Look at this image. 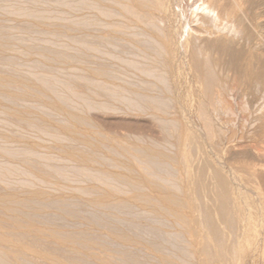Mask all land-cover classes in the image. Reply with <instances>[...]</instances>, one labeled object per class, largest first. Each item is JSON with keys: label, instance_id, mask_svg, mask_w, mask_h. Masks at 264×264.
I'll return each instance as SVG.
<instances>
[{"label": "rangeland", "instance_id": "374dc122", "mask_svg": "<svg viewBox=\"0 0 264 264\" xmlns=\"http://www.w3.org/2000/svg\"><path fill=\"white\" fill-rule=\"evenodd\" d=\"M80 1L79 0H0V26H1L0 30L2 32H4V34L2 33V35L6 34L8 36L7 37L5 35V36H3V38L9 44L10 48H12V49L9 48L8 53L5 54L6 57L2 58V61H0V76H7V74L11 75V73H12L13 75H17V76L19 75V77H22L25 79L31 77L32 79L29 78L28 80H30L32 83L35 82L36 84H38L37 80H38V82H40L39 81L40 78L45 79L46 77L48 78L50 76L49 78H52V79L49 80V78L48 79L46 78V80H48L51 85L53 84L52 82H54V85H52V87L54 88V86H55L54 89L56 92H54L53 90H51L52 92L51 91L47 92V95H49V97L47 96V98H45L46 101H45V99H42L43 102L44 101L48 102V103H50L51 101L54 102L53 99L55 100V102H58V103L59 102L61 103V101L63 102L64 100L66 102V103L63 102L64 104L61 103L63 110L57 111V110H54L53 108H51L49 106V104L46 103V105H47L46 106L45 103H42V101L40 99L38 100V98L31 97V96L25 97L24 101H22V102H21V100L17 101L16 103H18V105H16L15 102H12L7 98H5L3 101H2V99L0 100V105L2 104L0 106V147L2 148V149L0 148V153H1L0 154V167L3 164L4 167L9 168L12 163L14 164V166L12 164L10 167L11 169H14L15 166L22 167V168L16 167L15 168L16 170L14 169V171H12V172L16 173V174L14 173V175L12 173H10L14 176V178L9 177V176H11L9 174L8 177L7 176L5 177L6 180L3 179L4 182H3V180L2 181L0 180L1 181L0 182V188H1L0 190L2 191V192L0 191V195H4L6 193L7 194L11 193V194H15L21 198H24V197L28 196L27 194H25V192L27 193L29 191H42L43 190V192L45 191L44 193H46V196L51 198V199L52 198L53 199H55V198L64 199L65 198L66 199L69 197L71 199L72 197L74 198V196H75V199H74L75 207L72 206L73 207L72 208L71 206H67L68 207L67 209H70V207H71L70 210L75 209L76 212L75 211L73 212V210H72V212L74 215L76 214V216L72 217V215H71L72 219H70L71 217H69V214L67 215L66 213L64 214L63 212L58 211L57 209H59V208L56 207L57 208L56 209L55 206L50 207L51 209L45 208V211L47 213L51 212L53 215L51 213L49 214V216H48L49 220H45L46 225L45 224L42 225L40 223L38 226H40L41 228L43 226V228L46 230H47V228L48 229L51 228V230L54 228H57L56 230H59V231L64 230L62 232L69 231V234H72L71 232L74 233V231H76V230L79 231V229L82 231H84V229H85V230L93 232L94 235L96 236V241L102 242V244L105 247L103 245H102V247H100L101 245L99 246L95 243L96 244L94 246L95 249H93V248L90 249L89 253H88L89 255H91L90 254L91 251L93 252L92 253L93 255H91V257H94L95 255L98 254V252L100 250H103V249L106 250V254H108V255L110 254L109 257L111 255L117 256V253L121 250L122 246L119 247L118 243H117V245H115L116 242H110L109 243L110 240L108 238L109 235L112 233V231L115 230V232H117V231L121 232V233L124 232L125 235H127V236L129 234L130 235L129 237H131V235H132L133 238L132 237L131 238L132 239L136 238L139 242L138 245L137 244L136 245L135 244L128 245L129 248L126 246V248L123 249V247H122V251H124L123 254H125V252H127L126 251L127 249H130L131 252L128 250L127 253H129L131 256L134 255V257H132V258L136 259L134 261V259L130 258V261H129L130 264H132V263L136 264V262L138 264H140L142 261L144 264H147L149 262H150L149 264H154V263L159 261L158 260L159 258H157V257H159L161 255L164 256L165 261L164 262L159 261L160 264L161 263L162 264H199V263H201L200 262L201 257H203L201 254H198L199 252H198L197 247L199 245L197 246L195 244L194 239L191 238L190 235H188L186 233L184 228H182L174 218L169 217V216H166V217L164 216L162 218L159 217V220H158V218H156L158 216H155V215L153 216V214H151V213L149 214V210L146 212V210L143 207L144 206L143 204L137 205L136 206L137 208L133 207V206L131 208H128L130 203L132 202V199H133L135 192L131 189V187L129 186L128 183H127L128 184L127 185L126 182L119 177V175H120V173H122L121 175H124V174L126 175L128 173L127 169L125 170L124 168L127 165H129V160L131 159V155L129 156L127 153L126 154L124 153V154L120 155L121 157H118L119 154L117 152L115 154H113L112 153L113 151H110V150H112L110 147H116L117 144L122 145V146L139 144L142 146L153 147L155 149L159 148L160 149V150L158 149L159 151H163V153L165 155H167V157H165V160H164V162L165 163L167 162V163L165 164L162 161L163 163L160 164L161 166L156 167V169L152 167V170L155 169L156 173L158 172V175L160 174V176L158 178L157 177L153 178V179H155L154 181L157 180V182H159V183H157V182H155V183L162 184V185H169V186L171 184L173 186L175 184H177V187H179L180 189L177 188L175 192L179 193L180 195H184V196L188 195L189 197L191 196V200H193L192 202L194 204L198 205V206L195 205L196 209H199V210L197 211V213L195 210L194 215L196 214V217L199 216L198 217L199 219L203 218L202 217L203 213L205 212V210L207 208L215 209V206H216V198H217L216 194L218 192V189H219L218 187L220 185V182H219L218 178L216 179L217 175H215L216 174L215 170H217L218 173H221V175L224 174L223 177H225V179L227 178L226 180L229 184V189H231L230 191L233 192L231 195V200L234 203L237 202L236 204H237L238 208L240 209V211L243 212L244 217L242 215V218L245 219L246 224L240 228V230L243 228L241 231L244 230V232H239V231L228 232L230 230L227 231L225 229V231L228 232V233H226V239L227 240H230L231 238H234V237L240 238L242 236L239 239L240 243H241L240 244L241 248L240 247L239 248L241 250L239 249V251H240L239 253L238 252H235V253L232 252V254L229 255V258L227 259V261L232 259L231 261H228V262L226 260L220 261L221 259H219V260H217L218 262L216 261L214 264H218L219 262L221 264H224L225 262H226V264H229V263L230 264H264V229H263L264 228L263 227L264 216H262V215H264V214H262V213H264V204L261 205L259 203V200H261V199L263 201L261 200L260 202L264 203V198H263L264 197V189H263L264 181L261 182L262 180H260L261 173L257 174V173H253L252 171L250 173H249V171H248V173H246L248 168L245 166L246 165L245 163H247V165H248L249 164L248 162H250V159L246 156L243 159L241 158L243 161L241 159H240V161H238L239 157H241V156L243 157L246 155L245 153L236 152L234 150L232 151L229 149L227 150V148H225V149L223 148V150H222V148L221 149H215V148H212V146H210V144H208L206 142L203 143L204 141L202 142V139H201V141H200V139H197V138L194 140L190 137L191 138L190 139L189 136L187 137V135L184 134L187 132V131L185 132L187 127H189V128H187V129H189L188 132H192L190 127L191 128L193 127L195 129L194 125H196V123H197V116L193 110L194 109V105H193L194 100H192V99H194L193 96L195 97L194 91H195V87H196L195 86L196 82H194V77H193L194 73L192 72L193 70L190 67L192 65V61H191L193 59L192 56H194L193 50H194V41H195V39H194L195 34H191L193 31V30H191V28L193 27L192 23H193V25H197V22H195V19H193L191 16L192 15L191 14L192 9H193V7L191 6L192 2L190 0H176V1L172 0V2H173V5H172L171 0H167L166 6L168 7V5L170 4L168 7V11H167L169 14L167 16L162 15L163 12L161 13V11L158 12L157 10H155L156 13H154V18L156 20L159 19V21H158L159 23L161 22V24H159V25H161L160 28H162L161 33L164 34V32H165L168 39L171 40V42H172V47L174 50L171 53L170 52L168 53L165 50H160L159 47L163 46L164 48L161 47V49L162 48L165 49V47H167V46H164V44H163V43H165V40L162 41L164 38L160 39L158 34L156 35V33H157V31H155L156 29L153 30V28L150 25H146L145 22L139 20L137 17H134L133 15H130L129 13L127 14L125 10L124 11L122 10V9H124V4L129 2L128 0H116V1L115 0H106L107 2L104 0H86V1L80 0ZM60 4H62V5H60ZM91 4H92V7H94L93 8L94 10L92 9V7L89 8V6H91ZM171 5H172V7H171ZM255 8L256 7H253V8H251L252 9L251 10L249 7L245 6V9H244L245 11L243 9H241L243 14L247 17V19L250 22L246 20L244 15H242L241 10H240V13H241L240 15H242L243 19L245 18L244 21H245L247 27L254 33L256 31L257 34L253 33V37H255L254 39L259 37V39L258 38L257 39L260 40L261 37L259 34L262 32L263 29L262 28L257 29L256 26L254 27V25H256V23L264 20V16H263L264 12L262 11L261 8H259V9H261V10H259L258 7L255 11ZM169 9H170V11H169ZM186 9H187V11H186ZM249 9H250V11H248ZM253 9H254V11H253ZM175 10L177 12H175ZM259 11H261V13H260L261 16L259 14ZM12 12H14V13H12ZM107 12H108V14H107ZM180 12H181V14L179 15ZM29 13L33 14L34 16L30 15ZM155 14H157V15L159 14V15L156 16ZM28 15H29V17H28ZM162 16H164V17H162ZM253 16H255V17H253ZM258 18H259V21L257 20ZM67 19L68 20L70 19V20L67 21ZM85 20H86V23L84 22ZM142 22H143V24H142ZM88 24H90V25H88ZM69 25L71 26V29L73 28V32L70 31L71 29H70ZM62 26H63V28H62ZM85 26H87V27H85ZM22 28H24V29H22ZM53 30H56V32ZM58 30H60V31H58ZM63 30H64V33L62 32ZM122 30H123V32H122ZM153 31H154V33H153ZM58 32L59 33L62 32V33L59 34ZM252 32H251V34H252ZM50 33H52V34H50ZM56 33H58V34H56ZM246 33L247 32L245 31L241 35H244V37H245L247 35ZM241 35H240V37L242 40H240V44L237 45L238 47H240V45L243 44L244 37ZM53 36H54V38H52ZM156 36L158 37V39L156 38ZM262 39L264 40V38H261V40ZM48 40H50V41H48ZM251 40L253 41V39H250V41H247V43H248V44L246 43L247 47L250 44ZM8 41H10V42H8ZM199 43H200V41H197V44H199ZM262 44H264V42ZM43 46H44V48H43ZM54 46H56V47H54ZM62 47H64V48H62ZM39 48H41L42 50ZM29 50H31V51H29ZM32 50H33V52H32ZM252 50H255V47ZM54 51L59 52V55L61 57L63 56L62 58H64V59H61L62 61L60 59H57V57H56L57 53H55V55H53ZM44 52H45L46 58L43 57V56H45ZM100 52H102V54H100ZM60 53H62V55ZM47 55H48V57H47ZM52 55H53V57H51ZM65 55H67L66 58L64 57ZM85 55H86V57H85ZM8 56H9V58H8ZM11 57H12V59H11ZM69 57H70V59H69ZM6 58L8 59L7 61H6ZM54 58L57 60V63L51 62V61L56 62V60ZM9 59H11V60H9ZM48 59H50V62ZM58 61H59V63H58ZM130 61H131V63H130ZM223 64L224 63H221L220 66L218 65V67H217L221 71L223 68H225V69L228 68L226 66L227 63H225L226 65L225 64L223 65ZM47 65H49L50 68ZM51 65H52V68H51ZM102 66L106 68L105 70H107V72H106L107 74L110 72L108 75L105 74V75H107V77L105 75L98 76V75L94 74V69L101 68ZM39 67H41V68H39ZM74 70H76V71H74ZM5 71H6V73H4ZM152 71H153V73H152ZM16 72H19V73H16ZM20 72H21V74H20ZM24 74L26 76H24ZM88 74H93L92 79H95V81L100 82V84H102L101 86H103V89H102V87L96 88V85H89L88 86L89 88H87V86L84 85L86 82L83 79L86 78V76L91 77V75H88ZM110 74L111 75L113 74V75L111 76ZM115 75H116V77H115ZM34 76H35V78H33ZM75 76L76 77L78 76V77L75 78ZM80 76H82V77L85 76V77L82 79V77H80ZM105 78H107V79L105 80ZM35 79H37V80H35ZM54 79H56V80H54ZM71 79H72V81H71ZM59 82H61V83H59ZM108 82L110 84L109 86L112 89H110L111 91L109 90L107 92L108 88H110L107 85ZM66 83H68V85L71 83L72 88H75V90L69 89V91H68L67 88L71 87V84H70V86L66 87V85H67ZM104 85H105V87H104ZM116 86H117V88H116ZM138 86L142 87V88L140 87V90L145 88L144 90H146V91H143V90L140 91V90L136 89V88H139ZM100 88L103 91H101ZM104 88L105 89L107 88V90L105 91ZM113 88L114 89L116 88L115 91L120 90L121 93L119 92V94H118V92L113 91ZM128 89L130 92L128 91ZM135 89L137 90L136 92H138V93L142 92L141 93L143 95L142 98L146 96L143 99L140 98L141 100L139 99L141 101V102L139 101V103H141V104L138 103L139 97L136 94L134 95V93H132V91L135 92ZM70 90L73 93L70 92ZM89 90H90V92H89ZM61 92H62V94H61ZM91 92H92V94H90ZM52 93H54V94H52ZM74 93H76V94H74ZM80 93L81 94L83 93V97H82V95L78 96ZM93 93H94V95H93ZM116 93L118 95H120V94L123 95V96H120L123 98L120 99V97ZM55 94H56L57 98H55ZM115 94L117 95V97H115ZM113 95H114V97H113ZM149 96L151 98L153 96L156 98L158 97L159 100H161V99L164 100L166 102V105H167L166 109L163 112L162 111L159 112L156 109L149 108L148 104L150 103V101H152L154 99V98L153 99H150V98L147 99V97H149ZM61 97H64L66 99H63ZM59 98H61V99H59ZM133 98L134 99L136 98L135 101H133L134 100ZM6 99L8 101H6ZM85 99L90 100V103H92L91 107H90V104L88 101H86V102L84 101ZM114 99H115V101H114ZM145 99H147V100H145ZM128 100L131 101L130 103H132V101H133V103H132L133 107L130 106V103L128 102ZM10 102H12V103L10 104ZM87 102H88L89 107L85 105V104H87ZM134 102H135V104H134ZM142 102L146 103L147 106H146V104L144 106V104ZM100 103H102V105ZM80 105H81V107H80ZM135 106H137L138 108ZM6 107H9L10 110L12 108V110H16L18 112L27 111L28 112L26 114L27 115L26 117H28L27 121H25V122H23V121L20 122L18 120L15 121L14 119H16V118H14L11 114H8L9 112L4 113V111L1 110V108L5 109ZM23 107H25V108H23ZM26 107H29V108H26ZM102 107H104V108H102ZM145 107L148 109H146ZM40 109H42V110H40ZM6 110L8 111L9 109H5V111ZM72 112L74 114H81L84 117L86 116L85 118H87L88 122L92 124V125L90 124L92 127H90L89 124L88 125H83V124L79 125V123H77L76 120H74V122H73L72 121L73 118H70V115H69ZM76 112H79V113H76ZM64 114H66L67 116L65 117ZM157 115H158V117L160 116V117L167 118L168 120H170L172 122L173 121H175V122L179 121L180 123L177 122L179 124H177V123L174 124V127L171 128L170 132L166 131L162 128L161 121L159 120L161 118L159 117V119H157L158 118V117H156ZM32 116L35 120L33 118H30ZM5 117H7V118H5ZM9 117H11V118H9ZM29 118H30V120H29ZM66 118H68L69 121ZM37 119H39L40 121ZM89 119H91L90 121H92V122H90ZM12 120H14V121H12ZM66 120L68 123L66 122ZM37 121H39V123L41 121H43L45 123L44 126H43V122H41L42 125H40L39 123H37ZM62 121H64V122L62 123ZM69 122H72V123L70 124ZM175 122H173V123H175ZM20 123H21V125H20ZM73 123L75 125V128H74V125H72ZM46 124L49 127L48 126L45 127ZM189 124H191V125H189ZM50 125H51L52 129H50ZM68 125L71 127L72 131L75 134L74 133L72 134L69 130H67L65 128ZM177 125H180L181 127L179 126L177 128L176 127ZM72 126H73V128H72ZM93 126H95V127H93ZM42 127H43V129H42ZM80 128L84 129V130H81ZM56 129L58 131H56ZM85 129H87V130H85ZM76 131H78V132H76ZM91 131H93V132H91ZM97 131L101 132V135H100V133H96ZM163 131H165V132H163ZM78 133H79V135H78ZM84 133L87 134L86 136L88 137L89 140L96 137L97 140H100V138H101L100 142H102V140H103V143H104V145H103V143H99L98 141L97 142L92 141L96 145H98L100 157L102 156L104 158L102 160H100L101 158L97 160L98 162L101 163L102 166L100 164H98L97 161L95 162L97 164H95L94 162L92 164H89L88 165V170L90 169L89 171L85 170V169L81 170L82 169V168H80L81 165L79 166V164L77 162L73 161L69 157V155L67 154V151L68 152L71 151L72 150L71 148H73V146H74L73 150L74 149L78 150L77 148H79V147L80 148L82 147L81 148L82 150H84L83 149L84 147L86 148V144H84L81 141V138H82L81 134H84ZM89 133H90V136H93V138L89 137ZM50 135H52V136H50ZM105 135L107 137H104ZM185 135H186V137H185ZM71 136L74 139H72ZM183 137H185L186 139ZM2 138H4V139H2ZM109 138H112V139H109ZM113 138H114V140H113ZM139 138H142V139H139ZM56 139H57V141H56ZM74 140H75V142H74ZM108 140L110 141V143ZM143 140H144V142H146V144L144 142H142ZM191 140H193L194 142ZM79 141H80V143H79ZM116 141H117V143H116ZM123 142H125V143H123ZM153 142L156 145L153 144V146H152ZM127 143H129V144L127 145ZM198 143H199V145H198ZM100 144H102L103 147ZM109 144H111V145L109 146ZM150 144H151V146H150ZM163 144H165V145H163ZM194 144L195 145L197 144V145L195 146ZM75 145L77 148L75 147ZM83 145H85V146H83ZM154 145H155V147H154ZM39 146H41V147H39ZM108 146H109V150H108ZM31 147L32 148L35 147V148L32 150ZM58 147H60V148H58ZM64 147H67V150L64 149ZM68 147H70V149H68ZM25 148H28L29 152L30 151L31 152L28 154L27 153L28 150L26 149L27 150L26 151ZM22 149L25 151H23ZM63 149L65 151H63ZM81 149H79V150H81ZM100 149H102V150L100 151ZM105 149H107V150H105ZM6 150H10V151L8 152ZM34 150L37 154H35V152H34V154L32 155V153H33L32 151H34ZM4 151L8 152L10 155L6 152H5L6 154L3 153ZM227 151H230V152L227 153ZM105 152H106V154H105ZM232 152H234V153L236 152L234 154L235 157H234ZM231 153H232V156H231ZM7 154H8V156H6ZM117 154H118V156H117ZM243 154H245V155H243ZM31 155L33 157H31ZM122 155H124L123 156L124 158L122 157ZM125 155H127L128 158H125ZM20 156H22V157H20ZM49 156H51V157H49ZM105 156L111 157L113 160L111 159L110 161H108L109 158H107ZM171 156H172V158H171ZM5 157H7V158L4 159ZM23 157H25L26 159L24 160ZM64 157L67 159H65ZM115 157L118 160H114V159H116ZM231 157L236 158V160L234 158L231 159ZM237 157H238V159H237ZM19 158L20 159L22 158V160H20ZM27 158L29 160H27ZM30 158L34 159V160L32 159V161H33V164H35V166L40 164V166H38V167L36 166L37 168L35 167L36 169H39V167H41L40 171L34 170L35 168H34V165L32 164V161H30L31 160ZM68 158H70L73 162H71V160L69 161ZM166 159L170 160V164H169V161H167ZM7 160L11 163H9ZM121 160L124 162H122ZM26 161H30L31 163H27V164H29L31 166L26 165L25 164ZM102 161H104V162H102ZM235 161H237L238 163ZM125 162H128V164ZM171 162H172V164H171ZM121 163H123V164H121ZM124 163H125V165H124ZM5 164H7V165H5ZM93 164H95V165H93ZM43 165H44V167H43ZM94 166H95V168H93ZM115 166L118 168H116ZM137 166L139 168V165H137ZM244 166L246 167V169ZM42 167L44 170L42 169ZM54 167H55V169H54ZM74 167H76V169H75V170H77L76 172L73 169ZM77 167H79V168L77 169ZM104 167H105V169H104ZM122 167H123V169H122ZM25 168L29 169V170L26 171ZM84 168H87V167H84ZM98 168H100V171L103 173H100ZM157 168H159L158 169L159 171H157ZM240 168H242V170ZM243 168H244V170H243ZM21 169L24 170L27 173V175L25 173H23L24 171L22 173L19 172V171H21ZM59 169H61L62 172H61V170L59 171ZM102 169H104V170H102ZM160 169H162L161 172H160ZM166 169H168V170H166ZM202 169L204 170V174H203V176H200V174L202 175V171H201ZM232 169H234V170H232ZM17 170H18V172H17ZM42 170L44 172L48 171L47 174L44 172H41ZM79 170H81V171H79ZM175 170L178 172H176ZM235 170L238 172V174H237V172H234ZM28 171H30L31 173H35V175L33 174L34 176L32 175L34 177V179H36L39 174L41 176H43V178L40 175L38 177H41L44 184L41 182L40 178H38L36 180H38L41 183L36 182V180L32 179V177H30V174H29L30 172H28ZM56 171H57V174H56ZM72 171H74V172H72ZM83 171H85V172H83ZM87 171L89 173L86 175ZM90 171H92L93 174ZM96 171H99V173H97ZM111 171L115 172V174L111 175V173H112ZM155 171H154V173H155ZM200 171H201V173H200ZM239 171H241L242 173L241 172L239 173ZM17 173H19V174H17ZM48 173H50L51 175H49ZM59 173L60 174L62 173L61 176H59L60 175ZM105 173L108 176L104 175ZM116 173H118V175ZM251 173L254 175H251ZM97 174H98V177L100 178V180L98 179V177H96ZM99 174H101V175H99ZM256 174L258 177L256 176ZM67 175H68V178H66ZM92 175H95V176H92ZM116 175L119 178L118 181H117ZM213 175H214V177H213ZM248 175H249V177H247ZM71 176H73V177H71ZM75 176H80V177H75ZM238 176H241V177H238ZM245 176L247 177V179ZM250 176H251V178H250ZM253 176H255V177H253ZM28 177H29V179H28ZM64 177L66 179H64ZM69 177L71 179H69ZM103 177H105V178L108 177L109 179H110V177H112V178L115 177V178H113V180L117 181L118 183L114 182L112 180V178L110 180L108 178H107V180H105ZM7 178L13 180V181L10 180L9 183L17 181V182H15L16 186H15V184H13L14 186H11L9 183H7L9 181ZM19 178H20V180H19ZM22 178H24V179H22ZM197 178H199L198 179L199 181L197 180ZM249 179L252 181H250ZM254 179L256 180L257 183L254 182L255 181ZM22 180H23V182L25 181L24 183L28 187L25 184L22 185L23 184ZM120 180H122V181H120ZM27 181L31 185H28ZM48 181L52 182L53 184L48 183ZM80 181H82L83 183ZM170 181H171V183H170ZM241 181L242 182L245 181V182L242 183ZM55 182L59 183V185L58 184L56 185ZM105 182H108V183H105ZM33 183H35L36 185L33 186ZM111 183H112V185H111ZM200 183H201V185H200ZM38 184H39V186H38ZM106 184H110V186L109 185L107 186ZM124 184L126 186H129L128 189L125 187ZM190 185H192V186H190ZM203 185H204V192L202 193V195L200 197H198L197 193L194 191L198 190L200 188L199 186H203ZM248 185H249V187H248ZM8 186L9 187L11 186V188L7 189V188H9ZM20 186H21V188H20ZM25 186H26V188H25ZM36 186H38V187H36ZM63 186H65V188H67L66 189L67 191H65V188ZM111 186H113V187H111ZM233 186H234V188H233ZM14 187H16V189ZM34 187H36V188H34ZM79 187L84 188V189L86 187H89L88 189L86 188L85 190L89 191L90 194H91V192L93 194V189L96 187L97 188L99 187L100 189H102V188L107 189L106 191H109L112 194V196H114V198L111 197L110 200L113 201L112 203L115 202L114 200H117L115 205H117L118 207L115 208L116 206H109L110 208L112 207L111 209L114 208L113 210H111L109 207H108L109 210H107V208H104V209H106V210H104L102 207H100L101 208L100 209L98 207L93 206L92 204H91L92 207H90L89 201L91 200V198L93 199L95 197V194H93L94 196L91 194L93 196V197H91V195H87L88 193H86L85 190H82L83 192L86 193V195H85V193L83 194L81 192V188H79ZM116 187L118 189H120L121 190L120 192H122V193H120L119 191L117 192L118 189ZM2 188L4 190H2ZM17 188H19V189H17ZM27 188L28 189L30 188V189L28 190ZM74 188L75 189L79 188L80 192L82 194H80L79 190H76L79 192V194H78V192L76 193ZM129 188L132 191L131 193L130 192L127 193L128 191H130ZM24 189H26L28 191H26ZM57 189L60 190V192H62V191L63 192L60 193V192H58ZM185 189H187L188 191ZM257 189H260V191ZM126 190H128V191L126 192ZM149 190H150V188L147 190L148 193L150 192ZM189 191L192 193H190ZM234 191L236 192V195H234L235 194ZM20 192L22 193V196H20L21 194L19 195ZM115 192H117V193H115ZM49 193H51V194H49ZM119 194H121V195L123 194V195L120 196ZM115 195L118 197L116 198ZM89 196H90V198H89ZM76 197H78V198H76ZM260 197H262V198H260ZM73 198L71 200H69V199L66 200L68 202L67 205H70L69 203L73 202ZM123 199H124V201H127L128 202L127 204H129V205H127V204L121 205L123 207V208H121V206H119L117 203L119 201H122ZM125 199H127V200H125ZM194 199L197 201H194ZM84 201L86 203H88V206H89L88 208L83 203ZM238 201H239V203H238ZM81 203H83V204L80 206L81 208L79 209L78 208L79 206L77 207V204L80 205ZM254 204H255V207H254ZM71 205H73V204H71ZM125 205L127 208L125 207ZM205 205L208 207L205 208ZM241 205H243V207ZM261 206H263V207H261ZM92 211H93V213H91ZM248 211H249V214H247ZM257 211H259V212H257ZM53 212L55 214H57L58 212L59 213L57 215H55ZM89 212H90V214H89ZM109 212H113V213H110L111 217L109 216ZM145 213H147V214H145ZM59 214L65 216V217H62ZM54 215H55L54 218H56L57 222L53 218ZM94 215H95V217L97 216L96 218H98V216L101 217V218L99 217V219L97 220L99 222L98 225L96 223H94V221L92 220V219H94V220L96 219L94 217ZM256 216H257V218H256ZM249 217L251 219L254 217L256 218V219L254 218L255 221H257V230L254 232V234L256 233L255 235L251 233L249 227L247 228V225H249L248 221L251 220ZM51 218L54 219V221L50 220ZM57 218L58 219L60 218L59 221ZM102 218L104 219L105 222H109L111 224L106 223L107 224L106 225L105 222L102 220ZM154 218L156 220V223H158V224H155ZM114 219L115 220L118 219V220L115 221ZM61 220H66V222L61 221ZM68 220L70 222H68ZM153 220H154V222H153ZM48 221H49V223H47ZM52 221L55 223H53ZM71 221H73V223ZM78 221L80 222V225L82 224L81 227H80V225H78L79 224ZM101 221H103V224H105V225H103L101 223ZM75 222H78V224H76ZM258 222H260V223H258ZM87 223H88V225H87ZM133 223H135L136 225ZM144 223H146V224H144ZM53 224L54 225L56 224V225L52 226ZM61 224H63V225H61ZM160 224H162L163 226ZM72 225H74V226H72ZM89 225H90L92 230L90 229V227H87ZM99 225H100V227H99ZM110 225H113L114 227H117V228L119 226V228L118 229H114V227L110 228ZM60 226L61 227L63 226V227L61 228ZM76 226H77V228H76ZM108 226H109V228H108ZM140 226H141V228H140ZM108 229H110V230H108ZM111 229H113V230H111ZM135 230H137V231H135ZM139 230H140V233H139ZM245 230H246V232H245ZM247 231H248V233H247ZM145 232H146V234H145ZM228 234H229V237H227ZM245 234L250 235V237L247 236L248 238H250L249 242H246V241H248V238L245 236H244V238L246 240L244 241L243 235H245ZM97 236H99V238H97ZM253 236L255 237V239ZM257 236H259V237L257 238ZM106 237L108 239H106ZM163 237H164V239H163ZM141 238L142 239L145 238V240H142ZM101 239H104V240L102 241ZM251 240H253V241H251ZM100 242H99V244H100ZM153 242L156 245H158V243H160L162 245L161 247H159L160 252L158 251V253H157V251H154L153 248L150 247V244H153ZM172 242L174 244H171ZM107 243H108V245H107ZM248 243L249 244L251 243V244L248 245ZM50 245L52 247L54 246L53 249L56 248L55 245H52V244H50ZM172 245H173V247H172ZM47 246H49V245H47ZM130 246L132 248H130ZM163 246H166V247L163 248ZM243 246H244V248H243ZM97 248H99L100 250ZM161 248H162V250H161ZM107 249H109V250H107ZM54 250H56V249H54ZM132 251H134V252H132ZM57 252H58V250L56 251V253ZM115 252H117V253H115ZM121 252H119L118 255H123ZM135 252L137 253L138 256L135 254ZM127 253H126V255L129 256V254H127ZM67 254H69V253H67ZM138 259L140 261H137ZM151 260H153V261H151ZM37 261L35 262V264H38V263L39 264H45V262H43V261L40 262L41 260H37ZM88 261L93 262L91 259ZM159 262L156 264H159ZM211 262L213 264V261H211ZM222 262H224V263H222ZM95 263L93 262L91 264H95Z\"/></svg>", "mask_w": 264, "mask_h": 264}, {"label": "bare ground", "instance_id": "6f19581e", "mask_svg": "<svg viewBox=\"0 0 264 264\" xmlns=\"http://www.w3.org/2000/svg\"><path fill=\"white\" fill-rule=\"evenodd\" d=\"M80 1V0H79ZM84 1V0H83ZM86 1V0H85ZM106 1V0H104ZM116 1V0H115ZM129 2L124 4V9H122L123 11L125 10L126 13L130 14V15H133L134 17H137L139 20L145 22L146 25H150L153 30L157 31L156 35L158 34V36L161 38H164L162 41L165 40V43L164 46H167L165 47V49H161L160 50H165L166 52H172L174 49L172 47V42L171 40L168 39V37L166 36L165 32L164 34L161 33L162 32V28H160L161 25V22L159 23V19L156 20L154 18V13H156L155 10H157L158 12L161 11L162 15L164 16H167L169 13L167 12L168 11V7L166 6L167 5V0H128ZM176 1V0H175ZM192 3H191V6L193 7L192 9V18L195 19V22H197V25H193L192 23V28L191 30L192 33L191 34H195L194 36V56L193 59L191 60L192 61V65L190 66L191 69L193 70L192 72L194 73V82L195 83V97L193 96L194 99V102H193V105H194V112L197 116V123L196 125H194L195 129L192 127H190L191 131L192 132H188L189 127L186 128L184 134L187 135V137L189 136V138L191 137L192 139H202V142L203 143H208L210 144V146H212V148H215V149H221L223 150V148H227V150H234L236 152H243L245 154V156H241L239 157V160L244 157H248L250 159V162H248L249 164L247 165V163H245L246 167L248 168V170L246 171V173H249L252 171L253 173H261L260 175V180H262L261 182L264 181V44H262L264 42V40L261 38H264V20L261 21V22H258L256 23V25H254V27L256 26L257 29H263L262 32L259 34L260 35V40L259 37H257L256 39H254L255 37H253V33L246 25L244 19L246 18L247 21H249L247 19V17L243 14L242 10L241 9H245V6L246 7H249L250 9L253 8V7H256L255 8V11L258 7L262 9V11L264 12V0H190ZM81 2V1H80ZM79 2V3H80ZM97 2V1H96ZM107 2V1H106ZM111 2V1H110ZM181 2V1H180ZM78 3V4H79ZM82 3V2H81ZM121 3V2H120ZM171 3L173 5V2L171 0ZM175 4V3H174ZM177 4V3H176ZM59 5V4H58ZM62 5V4H60ZM171 5V7H172ZM15 7V6H14ZM69 7V6H68ZM92 7V4L91 6H89V8ZM121 7V6H120ZM187 7V6H186ZM94 7H92L93 9ZM176 8V7H175ZM34 9V8H33ZM98 9V8H97ZM248 9V8H247ZM250 9L248 11H250ZM259 9V10H261ZM15 10V9H14ZM94 10V9H93ZM121 10V11H122ZM191 10V9H190ZM240 10L242 12V15L245 16V18L243 19L242 15H240ZM252 10V9H251ZM21 11V10H20ZM112 11V10H111ZM170 11V9H169ZM187 11V9H186ZM245 11V10H244ZM254 11V9H253ZM24 12V11H23ZM175 12H177L175 10ZM258 12V11H257ZM11 13V12H10ZM14 13V12H12ZM17 13V12H16ZM28 13V12H27ZM111 13V12H110ZM239 13V14H238ZM246 13V12H245ZM254 13V12H253ZM261 13V11H259V14ZM30 15L34 16L33 14L29 13ZM108 14V12H107ZM116 14V13H115ZM166 14V15H165ZM173 14V13H172ZM177 14V13H176ZM181 14V12L179 13V15ZM50 15V14H49ZM111 15V14H110ZM156 16H158L157 14H155ZM258 15V14H257ZM263 15V14H262ZM107 16V15H106ZM162 16V17H164ZM256 16V15H255ZM253 16V17H255ZM259 16V15H258ZM261 16V14H260ZM259 16V17H260ZM264 16V15H263ZM262 16V17H263ZM29 17V15H28ZM160 17V16H159ZM25 18V17H24ZM31 18V17H30ZM38 18V17H37ZM41 18V17H40ZM39 18V19H40ZM71 18V17H70ZM96 18V17H95ZM99 18V17H98ZM75 19V18H74ZM80 19V18H79ZM92 19V18H91ZM90 19V20H91ZM94 19V18H93ZM163 19V18H162ZM38 20V19H37ZM58 20V19H57ZM70 20V19H69ZM67 19V21H69ZM73 20V19H72ZM259 21V18L257 19ZM54 21V20H53ZM82 21V20H81ZM38 22V21H37ZM72 22V21H71ZM86 23V20L84 21ZM142 22V24H143ZM250 22V21H249ZM91 23V22H90ZM98 23V22H97ZM55 24V23H54ZM70 24V23H69ZM78 24V23H77ZM254 24V23H253ZM26 25V24H25ZM79 25V24H78ZM90 25V24H88ZM106 25V24H105ZM65 26V25H64ZM67 26V25H66ZM70 26V25H69ZM68 26V27H69ZM83 26V25H82ZM99 26V25H98ZM107 26V25H106ZM145 26V25H144ZM19 27V26H18ZM23 27V26H22ZM76 27V26H75ZM87 27V26H85ZM112 27V26H111ZM127 27V26H126ZM1 28V26H0ZM60 28V27H59ZM63 28V26H62ZM79 28V27H78ZM151 28V29H152ZM253 28V27H252ZM24 29V28H22ZM28 29V28H27ZM70 29H71V26H70ZM133 29V28H132ZM57 30V29H56ZM56 30H53L56 32ZM61 30V29H60ZM58 30V31H60ZM68 30V29H67ZM66 30V31H67ZM135 30V29H134ZM190 30V31H191ZM37 31V30H36ZM69 31V30H68ZM67 31V32H68ZM73 32V28L70 30ZM77 31V30H76ZM144 31V30H143ZM247 32L246 36L244 37V35H241L243 32ZM254 31V30H253ZM261 31V30H260ZM259 31V32H260ZM39 32V31H38ZM47 32V31H46ZM52 32V31H51ZM64 33V30L62 31ZM60 32V33H62ZM123 32V30H122ZM141 32V31H140ZM194 32V33H193ZM252 32V34H251ZM2 33L4 34V32H2L0 30V61H2V58L6 57V53H8V50L10 48L9 44L6 42V40L3 38V36L5 35H2ZM42 33V32H41ZM54 33V32H53ZM59 33V32H58ZM56 33V34H58ZM59 33V34H60ZM121 33V32H120ZM154 33V31H153ZM256 33V31H255ZM254 33V34H255ZM35 34V33H34ZM37 34V33H36ZM52 34V33H50ZM132 34V33H131ZM134 34V33H133ZM190 34V33H189ZM257 34V33H256ZM39 35V34H38ZM42 35V34H41ZM48 35V34H47ZM54 35V34H53ZM138 35V34H137ZM241 36L244 37L243 39V44L240 45V47H238L237 45L240 44V40L241 39ZM7 36V35H6ZM52 36V35H51ZM61 36V35H60ZM8 37V36H7ZM6 37V38H7ZM71 37V36H70ZM79 37V36H78ZM54 38V36L52 37ZM65 38V37H64ZM73 38V37H72ZM75 38V37H74ZM86 38V37H85ZM114 38V37H113ZM116 38V37H115ZM138 38V37H137ZM142 38V37H141ZM156 38L158 39V37L156 36ZM26 39V38H25ZM71 39V38H70ZM76 39V38H75ZM89 39V38H88ZM250 39H253V41L251 40L250 44L248 45L247 47V41H250ZM46 40V39H45ZM82 40V39H81ZM91 40V39H90ZM123 40V39H122ZM192 40V39H191ZM28 41V40H27ZM50 41V40H48ZM113 41V40H112ZM120 41V40H119ZM124 41V40H123ZM154 41V40H153ZM156 41V40H155ZM159 41V40H158ZM193 41V40H192ZM197 41H200L199 44H197ZM10 42V41H8ZM52 42V41H51ZM71 42V41H70ZM82 42V41H81ZM128 42V41H127ZM43 43V42H42ZM45 43V42H44ZM87 43V42H86ZM85 43V44H86ZM149 43V42H148ZM161 43V42H160ZM192 43V42H191ZM190 43V44H191ZM242 43V42H241ZM247 43V44H246ZM62 44V43H61ZM60 44V45H61ZM75 44V43H74ZM79 44V43H78ZM83 44V43H82ZM158 44V43H157ZM11 45V44H10ZM33 45V44H32ZM53 45V44H52ZM55 45V44H54ZM119 45V44H118ZM159 45V44H158ZM263 45V46H262ZM48 46V45H47ZM128 46V45H127ZM160 46V45H159ZM56 47V46H54ZM59 47V46H58ZM74 47V46H73ZM121 47V46H120ZM125 47V46H124ZM255 47V50H252L253 48ZM34 48V47H33ZM44 48V46H43ZM64 48V47H62ZM87 48V47H86ZM193 48V47H192ZM12 49V48H10ZM41 49V48H39ZM67 49V48H66ZM191 49V48H190ZM42 50V49H41ZM68 50V49H67ZM92 50V49H91ZM99 50V49H98ZM31 51V50H29ZM45 51V50H44ZM51 51V50H50ZM59 51V50H58ZM94 51V50H93ZM100 51V50H99ZM33 52V50H32ZM49 52V51H48ZM47 52V53H48ZM61 52V51H60ZM76 52V51H75ZM164 52V51H163ZM214 52V53H213ZM26 53V52H25ZM56 54V57L57 59H64L62 58L60 55H59V52H55L54 51V54ZM98 53V52H97ZM30 54V53H29ZM41 54V53H40ZM62 55V53H60ZM65 54V53H64ZM84 54V53H83ZM100 54H102V52H100ZM21 55V54H20ZM44 55H45V52H44ZM51 55V54H50ZM53 55L51 57H53ZM87 55V54H86ZM85 55V57H86ZM88 56V55H87ZM93 56V55H92ZM39 57V56H38ZM46 58V55L43 56ZM48 57V55H47ZM65 58L67 57V55L64 56ZM9 58V56H8ZM77 58V57H76ZM12 59V57H11ZM9 59V60H11ZM19 59V58H18ZM55 59V58H54ZM53 59V60H54ZM70 59V57H69ZM8 59L6 58V61ZM46 60V59H45ZM49 62H50V59H48ZM47 60V61H48ZM56 60V59H55ZM59 60V61H60ZM67 60V59H66ZM58 61V63H59ZM62 61V60H61ZM60 61V62H61ZM82 61V60H81ZM53 63H57V60L56 62L54 61H51ZM136 62V61H135ZM13 63V62H12ZM131 63V61H130ZM221 63H227V67L228 68H223L222 71L217 68L218 65L220 66ZM19 64V63H18ZM36 64V63H35ZM223 64V65H224ZM38 65V64H37ZM140 65V64H139ZM41 66V65H40ZM49 67V65H47ZM105 66V65H104ZM128 66V65H127ZM225 66V67H226ZM5 67V66H4ZM7 67V66H6ZM10 67V66H9ZM33 67V66H32ZM47 67V68H48ZM103 67V66H102ZM98 68V69H94V74L98 75V76H101V75H105L107 74V70H105L106 66L103 67V68ZM41 68V67H39ZM43 68V67H42ZM50 68V67H49ZM51 68H52V65H51ZM134 68V67H133ZM9 69V68H8ZM36 69V68H35ZM56 69V68H55ZM92 69V68H91ZM139 69V68H138ZM219 71H218V70ZM54 70V69H53ZM83 70V69H82ZM55 71V70H54ZM76 71V70H74ZM139 71V70H138ZM156 71V70H155ZM9 72V71H8ZM7 72V73H8ZM88 72V71H87ZM2 73V72H1ZM6 73V71L4 72ZM14 73V72H13ZM16 73H19V72H16ZM37 73V72H36ZM90 73V72H89ZM93 73V72H92ZM110 73V72H109ZM108 73V74H109ZM153 73V71H152ZM151 73V74H152ZM10 74V73H9ZM21 74V72H20ZM107 74V75H108ZM39 75V74H38ZM41 75V74H40ZM88 75H91V77H87L84 78L82 76V79L85 80V86H87V88H89L88 86L89 85H96V88L98 87H102L103 89V86H101L102 84H100V82L98 81H95V79H92V75L93 74H88ZM107 75H105L107 77ZM111 75V74H110ZM113 75V74H112ZM111 75V76H112ZM160 75V74H159ZM24 76H26L24 74ZM42 76V75H41ZM161 76V75H160ZM40 77V76H39ZM50 77V76H49ZM48 77V78H49ZM72 77V76H71ZM78 77V76H77ZM75 76V78H77ZM114 77V76H113ZM116 77V75H115ZM31 78V77H29ZM29 78L25 79V78H22V77H19V75H13L11 73V75H8L7 76H0V100L2 99V101L7 98L9 99L10 101L12 102H17L19 100L24 101V98L25 97H36L38 98V100L40 99L42 101V103H46L49 104V106L51 108H53L54 110H57V111H61L63 110V107L61 105L64 104L63 102H65V100L62 102L61 100V103L59 102H55V100L53 99L54 102H45L47 98V96L49 97V95H47V92L53 90L54 92L55 91V86L54 88L52 87V85H54V82H52L53 84L51 85L50 82L48 80L45 79H42L40 78L38 82L37 79V83L36 84L35 82L32 83L30 80H28ZM35 78V76L33 77ZM37 78V77H36ZM47 78V79H48ZM110 78V77H109ZM32 79V78H31ZM52 79V78H49V80ZM58 79V78H57ZM64 79V78H63ZM107 78H105L106 80ZM34 80V81H35ZM56 80V79H54ZM78 80V79H77ZM72 81V79H71ZM80 81V80H79ZM161 81V80H160ZM164 82V81H163ZM61 83V82H59ZM64 83V82H63ZM83 83V82H82ZM105 83V82H104ZM135 83V82H134ZM143 83V82H142ZM158 83V82H157ZM165 83V82H164ZM163 83V84H164ZM66 87L70 86V84L68 85V83H66ZM106 84V83H105ZM144 84V83H143ZM58 85V84H57ZM108 86L110 85L109 82L107 84ZM149 85V84H148ZM83 86V85H82ZM57 87V86H56ZM60 87V86H59ZM105 87V85H104ZM110 87V86H109ZM132 87V86H131ZM139 87V86H138ZM141 87V86H140ZM140 87L139 88H136L138 90H140ZM147 87V86H146ZM53 88V89H52ZM94 88V87H93ZM108 88V87H107ZM107 88L105 89V91L107 90ZM117 88V86H116ZM115 88V89H116ZM123 88V87H122ZM134 88V87H133ZM142 88V87H141ZM57 89V88H56ZM68 91L69 89H74L75 88H72V84H71V87L67 88ZM101 89V88H100ZM101 89V91H103ZM112 89L111 87L108 88L107 92ZM115 89L113 88V91H115ZM119 89V88H118ZM135 89V92L132 91V93H134V95L136 94L138 97V103L139 101L141 100L140 98H142V92L140 91H146L144 90L145 88L141 89L138 93L136 92L137 90ZM70 90V92H72ZM127 90V89H126ZM60 91V90H59ZM111 91V90H110ZM112 91V92H113ZM129 91V89H128ZM187 91V90H186ZM52 92V91H51ZM75 92V91H74ZM90 92V90H89ZM96 92V91H95ZM115 92H120L119 91H115ZM130 92V91H129ZM189 92V91H188ZM64 93V92H63ZM73 93V92H72ZM77 93V92H76ZM74 93V94H76ZM121 93V92H120ZM54 94V93H52ZM62 94V92H61ZM85 94V93H84ZM92 94V92L90 93ZM117 94V93H116ZM115 94V97H117V95ZM123 94V93H122ZM127 94V93H126ZM68 95V94H67ZM82 95L83 97V93L79 94L78 96ZM94 95V93H93ZM70 96V95H69ZM77 96V95H76ZM119 97L120 96H123V95H118ZM59 97V96H58ZM108 97V96H107ZM114 97V95H113ZM127 97V96H126ZM146 97V96H145ZM143 97V98H145ZM51 98V97H50ZM55 98L56 97V94H55ZM63 99H66L64 97H61ZM59 98V99H61ZM71 98V97H70ZM85 98V97H84ZM123 98V97H120V99ZM125 98V97H124ZM132 98V97H131ZM142 98V99H143ZM150 98V99H153L152 101H150V103L148 104V107L151 108V109H156L158 110L159 112H163L165 109H166V102L164 100H159L158 97H153L152 98L149 96L147 97V99ZM6 99V101H8ZM27 99V98H26ZM25 99V100H26ZM42 99H45V101L43 102ZM62 99V100H63ZM72 99V98H71ZM81 99V98H80ZM134 99V98H133ZM136 99V98H135ZM135 99L133 101H135ZM140 99V100H139ZM145 99V100H147ZM156 99V100H155ZM158 99V100H157ZM28 100V99H27ZM51 100V99H50ZM68 100V99H67ZM66 100V101H67ZM113 100V99H112ZM127 100V99H126ZM131 100V99H130ZM81 101V100H80ZM85 102L88 101L89 104H90V107L92 105V103H90V100H84ZM115 101V99H114ZM118 101V100H117ZM132 101V103H133ZM137 101V100H136ZM149 101V100H148ZM10 102V104L12 103ZM70 102V101H69ZM84 102V103H85ZM88 102L87 104H85L86 106H88ZM128 102L130 103L131 101L128 100ZM141 102V101H140ZM146 102V101H145ZM2 103V102H1ZM66 103V102H65ZM79 103V102H78ZM94 103V102H93ZM132 103H130V106H132ZM145 106L146 103L142 102ZM95 104V103H94ZM98 104V103H97ZM102 105V103H100ZM135 104V102H134ZM133 104V105H134ZM141 104V103H139ZM2 105V104H1ZM0 105V106H1ZM13 105V104H12ZM15 105V104H14ZM16 105H18V103H16ZM38 105V104H37ZM96 105V104H95ZM100 105V106H101ZM127 105V104H126ZM138 105V104H137ZM189 105V104H188ZM5 106V105H4ZM40 106V105H39ZM47 106V105H46ZM98 106V105H97ZM140 106V105H139ZM147 106V104H146ZM19 107V106H18ZM81 107V105H80ZM89 107V106H88ZM94 107V106H93ZM128 107V106H127ZM133 107V106H132ZM137 107V106H135ZM3 108V107H2ZM4 111V113L6 112H9L8 114H11L14 118L15 121H27V118L26 117L27 115V111H23V112H18L16 110H10L9 107H6L5 109H9L8 111L5 109H2ZM25 108V107H23ZM26 108H29V107H26ZM37 108V107H36ZM48 108V107H47ZM104 108V107H102ZM138 108V107H137ZM146 108V107H145ZM91 109V108H90ZM148 109V108H146ZM169 109V108H168ZM42 110V109H40ZM72 110V109H71ZM77 110V109H76ZM81 110V109H80ZM145 110V109H144ZM187 110V109H186ZM192 110V111H193ZM153 111V110H152ZM31 112V111H30ZM29 112V113H30ZM63 112V111H62ZM61 112V113H62ZM76 113H79V112H76ZM165 114V113H164ZM194 114V115H195ZM65 117L67 116L66 114H64ZM70 115V118H73V122L74 120H76L77 123H79V125H90L91 123L88 122V119L85 118L83 115L81 114H74L73 112L69 114ZM30 116V115H29ZM61 116V115H60ZM59 117V116H58ZM158 117V115L156 116ZM160 117V116H159ZM159 117L157 119H159ZM7 118V117H5ZM11 118V117H9ZM30 118H33L30 117ZM29 118V120H30ZM161 119H159L161 121V125H162V128L166 131H171V128L174 127V124H176L177 122L173 123L172 121L168 120L167 118H164V117H160ZM34 119V118H33ZM68 119V118H66ZM184 119V118H183ZM195 119V118H194ZM12 120V121H14ZM32 120V119H31ZM35 120V119H34ZM39 120V119H37ZM91 119H89L90 121ZM158 120V121H159ZM172 120V119H171ZM40 121V120H39ZM39 121H37V123H39ZM45 121V120H44ZM69 121V119H68ZM71 121V120H70ZM43 122V121H41ZM39 123L40 125H42V123ZM47 122V121H46ZM64 121H62L63 123ZM67 122V120H66ZM65 122V123H66ZM92 122V121H90ZM6 123V122H5ZM68 123V122H67ZM66 123V124H67ZM70 124L72 122H69ZM180 123V122H179ZM177 123V124H179ZM27 124V123H26ZM29 124V123H28ZM44 122H43V126H44ZM76 124V123H75ZM184 124V123H183ZM21 125V123H20ZM74 125V123L72 124ZM92 125V124H91ZM90 125V127H92ZM191 125V124H189ZM48 125L46 124L45 127H47ZM61 126V125H60ZM64 126V125H63ZM180 125H177L176 127L178 128ZM49 127V126H48ZM62 127V126H61ZM83 127V126H82ZM95 127V126H93ZM181 127V126H180ZM19 128V127H18ZM67 130H69L72 134L74 133L71 129V127L68 125L65 127ZM73 128V126H72ZM74 128H75V125H74ZM97 128V127H96ZM43 129V127H42ZM50 129H52L51 125H50ZM49 129V130H50ZM58 129V128H57ZM56 129V131H58ZM81 129V128H80ZM194 129V130H193ZM41 130V129H40ZM54 130V129H53ZM81 130H84V129H81ZM87 130V129H85ZM17 131V130H16ZM47 131V130H46ZM62 132V131H61ZM78 132V131H76ZM93 132V131H91ZM165 132V131H163ZM168 132V133H169ZM87 133V132H86ZM95 133V132H94ZM96 133H100L101 135V132H96ZM167 133V132H166ZM165 133V134H166ZM54 134V133H53ZM66 134V133H65ZM75 134V133H74ZM92 134V133H91ZM79 135V133H78ZM87 134H81V141L86 144V148L84 147L82 150L80 147L77 148L76 145L75 147L79 150H76L73 146V148H71L72 150L71 151H67V154L69 155V157L77 162L80 166V168H82L81 170L85 169V170H88V165L89 164H92L93 162L95 163L98 159L102 160L104 157H100L99 155V150H98V145H96L94 142L92 141H98L99 143H103V140L102 142H100V140H97L96 137L93 138V136H90V133H89V137H92L93 139L89 140L88 137L86 136ZM104 135V134H103ZM185 135V137H186ZM7 136V135H6ZM52 136V135H50ZM68 136V135H67ZM19 137V136H18ZM24 137V136H23ZM104 137H107L106 135ZM141 137V136H140ZM183 137V138H185ZM36 138V137H35ZM51 138V137H50ZM56 138V137H55ZM54 138V139H55ZM72 138V136H71ZM137 138V137H136ZM188 138V139H189ZM190 138V139H191ZM4 139V138H2ZM10 139V138H9ZM22 139V138H21ZM28 139V138H27ZM65 139V138H64ZM69 139V138H68ZM74 139V138H72ZM78 139V138H77ZM106 139V138H105ZM109 139H112V138H109ZM139 139H142V138H139ZM186 139V138H185ZM63 140V139H62ZM79 140V139H78ZM114 140V138H113ZM121 140V139H120ZM119 140V141H120ZM57 141V139H56ZM66 141V140H65ZM109 141V140H108ZM124 141V140H123ZM126 141V140H125ZM138 141V140H137ZM193 141V140H191ZM75 142V140H74ZM139 142V141H138ZM141 142V141H140ZM144 142V140L142 141ZM165 142V141H164ZM190 142V141H189ZM194 142V141H193ZM80 143V141H79ZM98 143V144H99ZM110 143V141H109ZM112 143V142H111ZM114 143V142H113ZM117 143V141H116ZM125 143V142H123ZM146 144V142H144ZM150 143V142H149ZM168 143V142H167ZM76 144V143H75ZM106 144V143H105ZM129 143H127L128 145ZM153 144H155L154 142L152 143V146ZM158 144V143H157ZM186 144V143H185ZM102 145V144H100ZM104 145V143H103ZM102 145V147H103ZM111 144H109L110 146ZM116 145V144H115ZM156 145V144H155ZM154 145V147H155ZM159 145V144H158ZM165 145V144H163ZM195 145V144H194ZM197 145V144H196ZM195 145V146H196ZM199 145V143H198ZM85 146V145H83ZM109 146H108V150H109ZM113 146V145H112ZM151 146V144H150ZM191 146V145H190ZM203 146V145H202ZM33 147V146H32ZM31 149L33 150L34 148ZM41 147V146H39ZM71 147V146H70ZM70 147H68V149H70ZM1 148V147H0ZM6 148V147H5ZM9 148V147H8ZM60 148V147H58ZM106 148V147H105ZM112 150L110 151H113L112 153L115 154L116 152L119 154H117L118 157H121L120 155L121 154H128L129 156L131 155V159L129 160V165H127L124 169L126 170L127 169V173L126 175H121L122 173H120L119 177L124 180L126 182V184L128 183L129 186L131 187V189L135 192L134 196H133V199H132V202L129 204H127L128 202L127 201H124V199L122 201H119L117 204L119 206L121 205H124V204H127L129 205L128 208H131L132 206L133 207H136L137 205L139 204H143L144 206V209L146 210V212L149 210V214H153V216H158L156 218H158L159 220V217H166V216H169V217H172L174 218L177 223L182 227L184 228V230L186 231V233L188 235H190L191 238L194 239V242L195 244L198 246L197 249H198V254H201L203 257H201V263L199 264H212L211 261H213V264L221 259L220 261L222 260H226L229 258V255L235 252H240L239 249L241 248L240 247V238L242 237L240 234V238L238 237H234V238H231L230 240H227L226 239V233L228 232H244L240 230L241 227H243L245 224H246V221L245 219L242 218V215H243V212L240 211V209L238 208L237 206V200L235 201L236 203H234L232 200H231V195L233 192H231L229 189V184L227 182V178L225 179V177H223V175H221V173H218L217 170L216 171V174L217 177L216 179L218 178L219 182H220V185H219V189H218V192H217V198H216V206H215V209H211V208H207L208 206L205 205V208H207L205 210V212L203 213V218L202 219H199L198 217H196V214L194 215V212L196 210V213L199 209H196L195 205L197 204H194L191 200V196L189 197L188 195L187 196H184V195H180L179 193H176V189H180L179 187H177V184H175L174 186L171 184L170 186L169 185H162V184H157L159 182L154 181L155 179H153L154 177H159L160 174L158 175V172L156 173L155 169L156 167H159L161 166L160 164L164 162L165 160V157H167V155H165L163 153V151H159L158 149H155L153 147H149V146H142V145H139V144H132V145H129V146H122V145H118L116 147H110ZM2 149V148H1ZM24 149V148H23ZM22 149V150H23ZM28 150V148H25V150ZM64 149L67 150V147H64ZM63 149V151H65ZM87 149V150H86ZM23 150V151H25ZM26 150V151H27ZM102 149H100L101 151ZM107 150V149H105ZM6 151H10V150H6ZM6 151H4L3 153H5ZM62 151V152H63ZM115 151V152H114ZM168 151V150H167ZM226 151V150H225ZM6 152V153H8ZM19 152V151H18ZM31 152V151H30ZM29 150H28V154L30 153ZM32 155L34 154L35 150L32 151ZM108 152V151H107ZM201 152V151H200ZM230 152V151H227V153ZM235 152V153H236ZM5 153V154H6ZM13 153V152H12ZM43 153V152H42ZM189 153V152H188ZM226 153V154H227ZM233 155L235 154L234 152H232ZM232 153H231V156H232ZM248 153V154H247ZM1 154V153H0ZM9 154V153H8ZM8 154L6 156H8ZM15 154V153H14ZM17 154V153H16ZM35 154H37L35 152ZM66 154V153H65ZM106 154V152H105ZM104 154V155H105ZM10 155V154H9ZM18 155V154H17ZM16 155V156H17ZM26 155V154H25ZM31 155V157H33ZM41 155V154H40ZM103 155V156H104ZM169 155V154H168ZM4 156V155H3ZM13 156V155H12ZM11 156V157H12ZM27 156V155H26ZM36 156V155H35ZM112 156V155H111ZM124 155H122L123 157ZM127 155H125V158H128V156L126 157ZM187 156V155H186ZM14 157V156H13ZM18 157V156H17ZM22 157V156H20ZM29 157V156H28ZM39 157V156H38ZM51 157V156H49ZM53 157V156H52ZM107 157V156H105ZM170 157V156H169ZM230 157V156H229ZM235 157V155H234ZM234 157H231V159H233ZM7 157H5L4 159H6ZM15 158V157H14ZM65 158V157H64ZM70 158L69 161L71 160ZM109 158L108 161H110L112 158L111 157H107ZM116 158V157H115ZM124 158V157H123ZM172 158V156H171ZM203 158V157H202ZM20 159V158H19ZM23 159L25 160L26 158L23 157ZM31 159V158H30ZM33 159V158H32ZM32 159L30 161H32ZM60 159V158H59ZM67 159V158H65ZM195 159V158H194ZM208 159V158H207ZM236 160V158H234ZM238 159V157H237ZM241 159V160H242ZM22 160V158L20 159ZM27 160H29L27 158ZM34 160V159H33ZM40 160V159H39ZM71 160V162H73ZM113 160V159H112ZM114 160H118L117 158L114 159ZM125 160V159H124ZM167 161H169V164H170V160L169 159H166ZM8 161V160H7ZM30 161H26V165H29L27 163H31ZM122 161V160H121ZM163 161V162H162ZM243 161V160H242ZM9 162V161H8ZM7 162V163H8ZM39 162V161H38ZM54 162V161H53ZM61 162V161H60ZM98 162V161H97ZM104 162V161H102ZM118 162V161H117ZM124 162V161H122ZM231 162V161H230ZM237 162V161H235ZM245 162V161H244ZM11 163V162H9ZM67 163V162H66ZM114 163V162H113ZM128 164V162H125ZM124 163V165H125ZM165 163V162H164ZM167 163V162H166ZM165 163V164H166ZM238 163V162H237ZM242 163V162H241ZM2 164V163H1ZM13 164V163H12ZM11 164V165H12ZM32 164H33V161H32ZM97 164V163H95ZM93 164V165H95ZM98 164L101 165L100 162H98ZM106 164V163H105ZM123 164V163H121ZM172 164V162H171ZM228 164V163H227ZM244 164V163H243ZM7 165V164H5ZM10 165V167H11ZM17 165V164H16ZM21 165V164H20ZM34 165V168L37 166H40L39 165ZM92 165V166H93ZM139 165V168L138 166ZM223 165V164H222ZM233 165V164H232ZM242 165V164H241ZM3 166V164H2ZM0 167V180L2 181L3 179H5V177L12 173L14 175L15 172H12L14 171V169L17 167L15 166L14 169H11L10 167L7 168V167ZM14 166V164H13ZM23 166V165H22ZM31 166V165H29ZM76 166V165H75ZM78 166V165H77ZM102 166V165H101ZM104 166V165H103ZM164 166V165H163ZM224 166V165H223ZM244 166V167H245ZM33 167V166H32ZM36 167V168H37ZM44 167V165H43ZM42 167V169H43ZM51 167V166H50ZM84 167H87V168H84ZM90 167V166H89ZM110 167V166H109ZM116 167V166H115ZM124 167V166H123ZM122 167V169H123ZM152 167L155 168L152 170ZM221 167V166H220ZM240 167V166H239ZM243 167V166H242ZM245 167V169H246ZM17 168H22V167H17ZM34 169V170H41L39 167V169ZM59 168V167H58ZM79 167H77L78 169ZM91 168V167H90ZM95 168V166L93 167ZM92 168V169H93ZM118 168V167H116ZM169 168V167H168ZM218 168V167H217ZM234 168V167H233ZM238 168V167H237ZM26 169V168H25ZM55 169V167H54ZM53 169V170H54ZM63 169V168H62ZM70 169V168H69ZM74 170L76 169V167L73 168ZM99 171H100V168H98ZM105 169V167H104ZM102 169V170H104ZM159 168H157V171ZM164 169V168H163ZM214 169V168H213ZM216 169V168H215ZM222 169V168H221ZM236 169V168H235ZM242 170V168H240ZM16 170V169H15ZM29 170V169H26V171ZM44 170V169H43ZM41 171V172H44V171ZM50 170V169H49ZM57 170V169H56ZM61 169H59L60 171ZM79 170V171H81ZM90 170V169H89ZM88 170V171H89ZM162 169H160V172H161ZM168 170V169H166ZM224 170V169H223ZM234 170V169H232ZM244 170V168H243ZM24 170L21 169V171L19 172H23ZM58 171V170H57ZM57 171H56V174H57ZM64 171V170H63ZM77 170H75L76 172ZM87 171L86 175L89 173ZM99 171H96L97 173H99ZM155 171V173H154ZM164 171V170H163ZM176 171V170H175ZM194 171V170H193ZM202 175L200 174V176H203L204 174V170L202 169ZM200 171V173H201ZM18 172V170H17ZM30 172V171H28ZM33 172V171H32ZM48 171L44 172L47 174ZM62 172V170H61ZM71 172V171H70ZM74 172V171H72ZM85 172V171H83ZM92 172V171H90ZM112 172V171H111ZM110 172V173H111ZM170 172V171H169ZM168 172V173H169ZM178 172V171H176ZM234 172H237L236 170ZM241 171H239L240 173ZM23 173H25L27 175V173L24 171ZM69 173V172H68ZM100 173H103L100 171ZM109 173V174H110ZM113 173V174H112ZM111 175H114L115 172H112ZM163 173V172H162ZM212 173V172H211ZM223 173V172H222ZM242 173V172H241ZM245 173V172H244ZM243 173V174H244ZM10 174L11 176L9 177H13L14 176ZM16 174V173H15ZM19 174V173H17ZM30 174V177H32V179H34V175L35 173H29ZM34 174V175H33ZM45 174V175H46ZM49 175H51L50 173H48ZM60 174V173H59ZM62 174V173H61ZM61 174L59 176H61ZM72 174V173H71ZM93 174V172H92ZM118 175V173H116ZM238 174V172H237ZM236 174V175H237ZM242 174V175H243ZM256 174V176H257ZM22 175V174H21ZM33 175V176H32ZM40 175V174H39ZM38 175V176H39ZM75 175V174H74ZM78 175V174H77ZM80 175V174H79ZM101 175V174H99ZM104 175H107L106 173ZM116 175V177H117ZM178 175V174H177ZM240 175V174H239ZM241 175V176H242ZM246 175V174H245ZM251 175H254L251 173ZM41 179V177L43 178V176L41 177H38ZM66 176V175H65ZM89 176V175H88ZM92 176H95V175H92ZM108 176V175H107ZM110 176V175H109ZM241 176H238V177H241ZM16 177V176H15ZM36 177V176H35ZM73 177V176H71ZM75 177H80V176H75ZM74 177V178H75ZM85 177V176H84ZM98 177V174L97 176ZM95 177V178H96ZM173 177V176H172ZM214 177V175H213ZM246 177V176H245ZM249 177V175L247 176ZM246 177V179H247ZM255 177V176H253ZM258 177V176H257ZM25 178V177H24ZM22 178V179H24ZM27 178V177H26ZM68 178V175L67 177ZM64 177V179H66ZM73 178V179H74ZM105 180H107V178L103 177ZM112 177H110L111 179ZM115 178V177H113ZM112 178V180H113ZM180 178V177H179ZM202 178V177H201ZM251 178V176H250ZM9 181L7 183L10 182V180L12 179H9L7 178ZM29 179V177H28ZM34 179V180H36ZM48 179V178H47ZM52 179V178H51ZM69 179H71L69 177ZM90 179V178H89ZM98 179L100 180V178L98 177ZM109 179V178H108ZM109 179V180H110ZM118 177H117V181H118ZM161 179V178H160ZM163 179V178H162ZM199 178H197L198 180ZM215 179V180H216ZM236 179V178H235ZM238 179V178H237ZM244 179V178H243ZM256 179V178H255ZM254 179V180H255ZM3 180V182H4ZM20 180V178H19ZM18 180V181H19ZM49 180V179H48ZM54 180V179H53ZM56 180V179H55ZM95 180V179H94ZM116 180V179H115ZM120 180V181H122ZM165 180V179H164ZM163 180V181H164ZM196 180V179H195ZM204 180V179H203ZM239 180V179H238ZM250 180V179H249ZM248 180V181H249ZM0 181V182H1ZM13 181V180H12ZM93 181V180H92ZM96 181V180H95ZM102 181V180H101ZM114 181V180H113ZM117 181H114L116 183H118ZM167 181V180H166ZM199 181V180H198ZM236 181V180H235ZM252 181V180H250ZM259 181V180H258ZM17 182V181H15ZM15 182H12V183H9L11 186H14L13 184H15L16 186V183ZM25 182V181H24ZM23 182L22 180V185H24L25 183ZM36 182H39L38 180H36ZM41 182L44 184V182L42 181L41 179ZM39 182V183H41ZM54 182V181H53ZM82 182V181H80ZM109 182V181H108ZM108 182H105V183H108ZM157 182V183H155ZM201 182V181H200ZM217 182V181H216ZM242 182V181H241ZM245 182V181H244ZM242 182V183H244ZM256 182V180L254 181ZM260 182V183H261ZM21 183V182H20ZM19 183V184H20ZM48 183H52V182H49ZM56 185L59 183L55 182ZM83 183V182H82ZM104 183V182H103ZM102 183V184H103ZM110 183V182H109ZM120 183V182H119ZM123 183V182H122ZM121 183V184H122ZM171 183V181H170ZM173 183V182H172ZM175 183V182H174ZM252 183V182H251ZM257 183V182H256ZM27 184L28 185H31L29 184V182L27 181ZM53 184V183H52ZM73 184V183H72ZM97 184V183H96ZM127 184V185H128ZM167 184V183H166ZM219 184V183H218ZM263 184V183H262ZM26 185V184H25ZM36 185L35 183H33V186ZM46 185V184H45ZM101 185V184H100ZM104 185V184H103ZM107 186L110 184H106ZM112 185V183H111ZM125 185V184H124ZM201 185V183H200ZM217 185V184H216ZM245 185V184H244ZM254 185V184H253ZM259 185V184H258ZM264 185V184H263ZM11 186L7 189H10ZM27 186V185H26ZM25 186V188H26ZM39 186V184H38ZM36 186V187H38ZM47 186V185H46ZM95 186V185H94ZM102 186V185H101ZM129 186H126L125 187L128 189ZM192 186V185H190ZM3 187V186H2ZM28 187V186H27ZM34 187V188H36ZM61 187V186H60ZM65 188V186H63ZM62 187V188H63ZM92 187V186H91ZM105 187V186H104ZM113 187V186H111ZM118 187V186H117ZM116 187V188H117ZM200 188L198 190H195L194 192L197 193L198 197H200L202 195V193L204 192V185L203 186H199ZM215 187V186H214ZM249 187V185H248ZM247 187V188H248ZM260 187V186H259ZM13 188V187H12ZM16 189V187H14ZM21 188V186H20ZM31 188V187H30ZM29 188V189H30ZM33 188V187H32ZM42 188V187H41ZM61 188V189H62ZM63 188V189H64ZM81 188V187H79ZM79 188H74V190H79L80 192V189ZM87 189L89 187H86ZM85 188V189H86ZM93 188V187H92ZM106 188V187H105ZM120 188V187H119ZM150 188V192L148 193L147 190ZM234 188V186H233ZM246 188V187H245ZM1 189V188H0ZM19 189V188H17ZM28 189V188H27ZM28 189V190H29ZM43 189V188H42ZM46 189V188H45ZM44 189V190H45ZM67 188H65V191ZM84 188H81V192L84 194L85 192L88 193L87 195H91L89 191H86ZM91 189V188H90ZM89 189V190H90ZM111 189V188H110ZM109 189V190H110ZM118 189V188H117ZM130 189V188H129ZM128 191L126 190L127 193H131L132 191ZM216 189V188H215ZM239 189V188H238ZM253 189V188H252ZM264 189V187H263ZM2 190H4L2 188ZM12 190V189H11ZM22 190V189H21ZM26 190V189H24ZM26 190V191H28ZM58 190V189H57ZM73 190V189H72ZM82 190H85V192H83ZM92 190V189H91ZM107 189H100L99 187L97 188H94L93 189V194H95V197L89 201L90 203V207L91 204L95 207H102L103 209L104 208H107L109 206H116L115 208H117L118 206L115 205L116 201L117 200H114L115 202L112 203L113 201L110 200L111 197L114 198V196H112V194L109 192V191H106ZM115 190V189H114ZM187 190V189H185ZM209 190V189H208ZM235 190V189H234ZM248 190V189H247ZM260 191V189H257ZM1 191V190H0ZM13 191V190H12ZM18 191V190H17ZM120 192L121 190L118 189L117 192ZM188 191V190H187ZM192 191V190H191ZM206 191V190H205ZM262 191V190H261ZM2 192V191H1ZM45 192V191H44ZM43 190L42 191H29V192H25V194H27L28 196L27 197H24V198H21L15 194H4V195H0V264H35V262L37 260H41L40 262H45V264H91V263H95V264H130L129 261H130V258L134 257V255H130L128 252V250L130 251V249H127L125 252V254H123L124 251H122V247L123 249L126 248V246L128 247V245L130 244H139L138 240L136 239H132V235L131 237H129L130 235L128 234L125 235V233H121V232H115V230L112 231V233L109 235V243L110 242H116L115 245H119L122 246L121 247V250L119 252H121L123 255H118L119 252H115L117 253V256H113L111 255L109 257L108 254H106V250H100L98 252L97 255H95L94 257H91V255H93L92 251H91V255H89V250L90 249H95L94 246L97 244V245H101L100 247H102V242H97L96 241V236L94 235L93 232L91 231H88V230H85L82 231L79 229L71 232L72 234H69V231H65V232H62L64 230H56L57 228H54L51 230L47 228L44 229L43 226L42 228L40 226H38L40 223L43 225L45 224L46 225V222L45 220H49L48 216L49 214L51 213H47L45 211V208H50V207H54L55 208H59L57 209L58 211L60 212H63L64 214L66 213L67 215L69 214V217H72L73 216H76V214L74 215L73 212L75 211V209L73 210H70L71 207H75L74 205V199H75V196L73 198V202L72 203H69L70 205H67V199L71 200L70 197L69 198H55V199H51L49 197L46 196V193H44ZM48 192V191H47ZM58 192H60V190H58ZM63 192V191H62ZM60 192V193H62ZM78 191H76L77 193ZM78 192V194H79ZM80 192V194H82ZM114 192V191H113ZM112 192V193H113ZM115 192V193H117ZM186 192V191H185ZM190 192V191H189ZM193 192V191H192ZM190 192V193H192ZM235 192V191H234ZM251 192V191H250ZM256 192V191H255ZM85 193V195H86ZM122 193V192H120ZM248 193V192H247ZM263 193V192H262ZM21 194V195H20ZM51 194V193H49ZM64 194V193H63ZM92 194V195H93ZM183 194V193H182ZM189 194V193H188ZM205 194V193H204ZM20 196H22V193L20 192L19 193ZM53 195V194H52ZM91 195V197H93ZM120 196H122L121 194H119ZM190 195V194H189ZM193 195V194H192ZM215 195V196H216ZM236 195V192L235 194ZM116 196V195H115ZM239 196V195H238ZM61 197V196H60ZM88 197V196H87ZM118 196H116L117 198ZM78 198V197H76ZM90 198V196H89ZM234 198V197H233ZM259 198V197H258ZM262 198V197H260ZM264 198V197H263ZM80 199V198H79ZM200 199V198H199ZM248 199V198H247ZM68 200V201H69ZM81 200V199H80ZM84 200V199H83ZM121 200V199H120ZM127 200V199H125ZM256 200V199H255ZM262 200V199H261ZM261 200H259V203L262 205L264 203L260 202ZM86 201V200H85ZM83 202L85 204V206H87V208L89 207L88 206V203L86 202ZM194 201H197L194 199ZM199 201V200H198ZM212 201V200H211ZM251 201V200H250ZM258 201V200H257ZM263 201V200H262ZM70 202V201H69ZM81 203L80 205L77 204V207L80 209L81 205L83 204ZM239 203V201H238ZM247 203V202H246ZM73 204V205H71ZM244 204V203H243ZM250 204V203H249ZM252 204V203H251ZM246 205V204H245ZM248 205V204H247ZM67 206H71L70 209H67L68 207ZM141 206V205H140ZM198 206V205H197ZM211 206V205H210ZM243 207V205H241ZM249 206V205H248ZM72 207V208H73ZM126 207V205H125ZM139 207V206H138ZM142 207V206H141ZM247 207V206H246ZM253 207V206H252ZM254 207H255V204H254ZM260 207V206H259ZM263 207V206H261ZM54 208V209H55ZM77 208V209H78ZM94 208V207H93ZM92 208V209H93ZM110 208V207H109ZM112 208V207H111ZM110 208V209H111ZM120 208V207H119ZM121 208H123L121 206ZM127 208V207H126ZM125 208V209H126ZM137 208V207H136ZM51 209V208H50ZM101 209V208H100ZM114 209V208H113ZM111 209V210H113ZM133 209V208H132ZM262 209V208H261ZM97 210V209H96ZM106 210V209H104ZM127 210V209H126ZM201 210V209H200ZM248 210V209H247ZM254 210V209H253ZM259 210V209H258ZM263 210V209H262ZM95 211V210H94ZM245 211V210H244ZM76 212V211H75ZM80 212V211H79ZM83 212V211H82ZM96 212V211H95ZM98 212V211H97ZM135 212V211H134ZM242 212V213H241ZM255 212V211H254ZM259 212V211H257ZM54 213V212H53ZM59 213V212H58ZM57 213V214H58ZM86 213V212H85ZM93 213V211L91 212ZM107 213V212H106ZM105 213V214H106ZM110 213H113V212H109V216L111 217ZM126 213V212H125ZM246 213V212H245ZM251 213V212H250ZM261 213V212H260ZM52 214V213H51ZM55 214V213H54ZM55 214V215H57ZM84 214V213H83ZM90 214V212H89ZM115 214V213H114ZM147 214V213H145ZM247 214H249V211L247 212ZM253 214V213H252ZM257 214V213H256ZM264 214V213H262ZM53 215V214H52ZM55 215L53 216V218L55 217ZM61 215V214H59ZM66 215V216H67ZM107 215V214H106ZM122 215V214H121ZM255 215V214H254ZM51 216V215H50ZM62 217H65L63 215H61ZM91 216V215H90ZM143 216V215H142ZM141 216V217H142ZM264 216V215H262ZM52 217V216H51ZM57 217V216H56ZM72 217L70 219H72ZM79 217V216H78ZM77 217V218H78ZM81 217V216H80ZM95 217V215H94ZM97 217V216H96ZM95 217V218H96ZM100 216H98V218H96L95 220L92 219L94 221V223H96L98 225V219H99ZM244 217V215H243ZM260 217V216H259ZM91 218V217H90ZM101 218V217H100ZM114 218V217H113ZM160 218V219H161ZM247 218V217H246ZM250 218V217H249ZM255 218V217H254ZM254 218H250L251 220L248 221V224L247 225V228L249 227L250 231L252 234H254V232L257 230V221H255ZM262 218V217H261ZM55 221H56V218H54ZM54 219H50V220H53ZM58 219V218H57ZM60 219V218H59ZM58 219V221H59ZM65 219V218H64ZM75 219V218H74ZM82 219V218H81ZM85 219V218H84ZM106 219V218H105ZM127 219V218H126ZM148 219V218H147ZM153 219V218H152ZM102 220L104 221V219L102 218ZM115 220V219H114ZM118 220V219H116ZM115 220V221H116ZM155 220V218H154ZM153 220V222H154ZM264 220V219H263ZM52 221V222H53ZM61 221H64L66 222V220H61ZM103 221H101V223L103 224ZM113 221V220H112ZM138 221V220H137ZM166 221V220H165ZM43 222V223H42ZM45 222V223H44ZM57 222V221H56ZM68 222H70L68 220ZM73 223V221H71ZM79 222V221H78ZM78 222H75L76 224H78ZM89 222V221H88ZM91 222V221H90ZM105 222V221H104ZM131 222V221H130ZM159 222V221H158ZM161 222V221H160ZM264 222V221H263ZM49 223V221L47 222ZM55 223V222H53ZM71 223V224H72ZM106 223H109V222H105ZM136 223V222H135ZM133 223V224H135ZM169 223V222H168ZM260 223V222H258ZM57 224V223H56ZM55 224V225H56ZM93 224V223H92ZM103 224V225H105ZM111 224V223H109ZM108 224V225H109ZM146 224V223H144ZM154 224V223H153ZM155 224H158L156 223V220H155ZM165 224V223H164ZM262 224V223H261ZM260 224V225H261ZM54 224L52 226H55ZM63 225V224H61ZM65 225V224H64ZM75 225V224H74ZM72 225V226H74ZM80 225V222L79 224ZM82 225V224H81ZM80 225V227H81ZM88 225V223H87ZM96 225V226H97ZM102 225V226H103ZM107 225V224H106ZM115 225V224H114ZM136 225V224H135ZM139 225V224H138ZM137 225V226H138ZM162 225V224H160ZM51 226V225H50ZM101 226V227H102ZM116 226V225H115ZM123 226V225H122ZM163 226V225H162ZM262 226V225H261ZM61 227V226H60ZM63 227V226H62ZM61 227V228H62ZM87 227H90L87 226ZM86 227V228H87ZM100 227V225H99ZM105 227V226H104ZM107 227V226H106ZM114 227L113 225H110V228ZM180 227V228H181ZM264 227V225H263ZM46 228V227H45ZM59 228V227H58ZM77 228V226H76ZM79 228V227H78ZM109 228V226H108ZM119 228V226H118ZM117 227H114V229H118ZM141 228V226H140ZM179 228V229H180ZM245 228V227H244ZM88 229V228H87ZM91 229V227H90ZM138 229V228H137ZM146 229V228H145ZM225 229L228 231L226 232ZM264 229V228H263ZM92 230V229H91ZM94 230V229H93ZM110 230V229H108ZM247 230V229H246ZM245 230V232H246ZM259 230V229H258ZM95 231V230H94ZM120 231V230H119ZM137 231V230H135ZM144 231V230H143ZM146 231V230H145ZM263 231V230H262ZM67 232V233H66ZM165 232V231H164ZM259 232V231H258ZM97 233V232H96ZM95 233V234H96ZM139 233H140V230H139ZM144 233V232H143ZM150 233V232H149ZM148 233V234H149ZM163 233V232H162ZM166 233V232H165ZM248 233V231H247ZM146 234V232H145ZM152 234V233H151ZM174 234V233H173ZM176 234V233H175ZM230 234V233H229ZM229 234L227 237H229ZM233 234V233H232ZM244 234V233H243ZM256 234V233H255ZM254 234V235H255ZM259 234V233H258ZM98 235V234H97ZM183 235V234H182ZM135 236V235H134ZM181 236V235H180ZM236 236V235H235ZM249 236L250 235L248 234H245L243 235V238ZM252 236V235H251ZM261 236V235H260ZM101 237V236H100ZM156 237V236H155ZM159 237V236H158ZM157 237V238H158ZM165 237V236H164ZM163 237V239H164ZM168 237V236H167ZM183 237V236H182ZM232 237V236H231ZM254 237V236H253ZM259 236H257L258 238ZM97 238H99V236H97ZM103 238V237H102ZM106 237V239H108ZM154 238V237H153ZM248 238V237H247ZM142 239V238H141ZM151 239V238H150ZM176 239V238H175ZM229 239V238H228ZM255 239V237H254ZM102 241L104 239H101ZM142 240H145L142 239ZM172 240V239H171ZM181 240V239H180ZM246 239L244 238V241ZM186 241V240H185ZM250 241V238H248V241L246 242H249ZM253 241V240H251ZM257 241V240H256ZM245 242V243H246ZM96 243V244H95ZM158 243V242H157ZM167 243V242H166ZM243 243V242H242ZM55 245L56 250L53 249V247L50 245ZM105 244V243H104ZM113 244V243H112ZM171 244H174L173 242ZM251 244V243H250ZM248 243V245H250ZM49 245V246H47ZM108 245V243H107ZM142 245V244H141ZM159 245V246H158ZM158 245H156L154 242L153 244H150V247L153 248L154 251H158L160 252V248L162 245L160 243H158ZM180 245V244H179ZM245 245V244H244ZM104 246V245H103ZM192 246V245H191ZM49 247V248H48ZM98 247V246H97ZM105 247V246H104ZM103 247V248H104ZM107 247V246H106ZM117 247V246H116ZM134 247V246H133ZM166 247V246H163V248ZM173 247V245H172ZM240 247V248H239ZM108 248V247H107ZM129 248V247H128ZM130 248H132L130 246ZM169 248V247H168ZM244 248V246H243ZM115 249V248H114ZM120 249V248H119ZM166 249V248H165ZM176 249V248H175ZM181 249V248H180ZM187 249V248H186ZM58 250V252L56 253V251ZM109 250V249H107ZM139 250V249H138ZM150 250V249H149ZM162 250V248H161ZM189 250V249H188ZM187 250V251H188ZM192 250V249H191ZM196 250V249H195ZM223 250V251H222ZM241 250V249H240ZM141 251V250H140ZM197 251V250H196ZM131 252V251H130ZM134 252V251H132ZM177 252V251H176ZM69 253V254H67ZM120 253V254H121ZM129 254V256L126 255ZM162 253V252H161ZM172 253V252H171ZM133 254V253H132ZM135 254L137 255V253L135 252ZM144 254V253H143ZM148 254V253H147ZM164 254V253H163ZM135 255V256H136ZM119 256V257H118ZM121 256V257H120ZM138 256V255H137ZM146 256V255H145ZM93 261H88L90 260L89 258ZM237 257V256H236ZM143 258V257H142ZM148 258V257H147ZM156 258V257H155ZM159 258L158 260L160 262H164L165 261V258L163 255L157 257ZM180 258V257H179ZM134 259V258H132ZM144 259V258H143ZM152 259V258H151ZM236 259V258H235ZM136 259H134L135 261ZM154 260V259H153ZM151 260V261H153ZM156 260V259H155ZM170 260V259H169ZM191 260V259H190ZM232 259L228 260V261H231ZM133 261V260H132ZM137 261H140L139 259ZM158 261V262H159ZM171 261V260H170ZM173 261V260H172ZM227 261V262H228ZM236 261V260H235ZM38 262V261H37ZM99 262V263H98ZM156 262V263H158ZM159 262V264H160ZM174 262V261H173ZM191 262V261H190ZM218 262V261H217ZM132 263V262H131ZM140 263V262H139ZM143 261L140 263L142 264ZM150 263V262H149ZM147 263V264H149ZM152 263V262H151ZM154 263V264H156ZM169 263V262H168ZM185 263V262H184ZM195 263V262H194ZM224 263V262H222ZM238 263V262H237ZM39 264V263H38ZM134 264V263H132ZM136 264H138L136 262ZM144 264V263H143ZM162 264V263H161ZM218 264H221L220 262ZM226 264V262L224 263ZM230 264V263H229Z\"/></svg>", "mask_w": 264, "mask_h": 264}]
</instances>
